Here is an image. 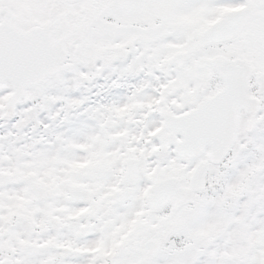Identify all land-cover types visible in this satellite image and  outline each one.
I'll return each mask as SVG.
<instances>
[{
	"label": "snow or ice",
	"instance_id": "snow-or-ice-1",
	"mask_svg": "<svg viewBox=\"0 0 264 264\" xmlns=\"http://www.w3.org/2000/svg\"><path fill=\"white\" fill-rule=\"evenodd\" d=\"M0 264H264V0H0Z\"/></svg>",
	"mask_w": 264,
	"mask_h": 264
}]
</instances>
